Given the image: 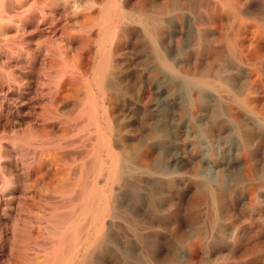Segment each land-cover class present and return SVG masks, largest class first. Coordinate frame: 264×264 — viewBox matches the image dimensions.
<instances>
[{"label":"rangeland","instance_id":"rangeland-1","mask_svg":"<svg viewBox=\"0 0 264 264\" xmlns=\"http://www.w3.org/2000/svg\"><path fill=\"white\" fill-rule=\"evenodd\" d=\"M97 3L0 0V264H264V54L152 74L133 47L99 87Z\"/></svg>","mask_w":264,"mask_h":264},{"label":"bare ground","instance_id":"bare-ground-1","mask_svg":"<svg viewBox=\"0 0 264 264\" xmlns=\"http://www.w3.org/2000/svg\"><path fill=\"white\" fill-rule=\"evenodd\" d=\"M84 1H86V3H88V5L89 4L99 5L97 3L98 0H84ZM112 1H114V0H112ZM257 1H261L263 3V6H261L263 8L260 9L259 12L254 11L253 7H252V4L256 3ZM78 3H76V5ZM79 4H78V7L80 6ZM46 6H47V4H46ZM83 8H84V12L82 13V21H81V23L79 22L78 24L80 26H82L85 30L83 31L82 35L78 36V40H79L78 42L80 43V48L84 49L85 55H87L86 56L87 59H86L85 64L84 63L81 64V65L84 64L83 65L84 69L82 67V70L85 71V68L87 69L88 67L91 66V64L89 65L90 52H93V51H91V46H93V43H95L94 44L95 45L94 54H95V56L98 57V61L95 64V66L93 65L92 68H94V71H92V72L95 75H97L96 82H97V85L99 87H101V85L103 84V75L107 72V70L110 67L109 64L111 62L107 59L108 53H112L114 56H120V55L124 56L128 51L133 50V47H134V49H136L134 51L138 52L139 54L144 53V55H141V56L146 57L149 54H154V55L160 57L159 63L153 64V63L145 62L144 64L141 65V68L143 69V71L148 72V73H152V74L159 72V71L164 72V71L172 69L174 67L175 68L181 67V68H184V69L191 71V72H194V73H196V72L200 73L201 71L208 69V64L204 65L205 63L201 61V59L205 58V57L217 58L222 54H232L235 56L239 55V57H242V56H257L258 57V56L264 54V45H263V43H264V0H116V3L114 5H112L110 7L105 6L102 9L97 8V9L89 10V9H87V7H83ZM80 9H81V7H80ZM94 20H96L97 28L95 31H92V30H89L88 28H91L92 22ZM68 23H69V20H68ZM71 24H72V22H71ZM79 25H78V27H79ZM74 26H76V25H74ZM82 27H80V28H82ZM68 29L69 30H67V31L69 32L72 28L68 27ZM65 30H66V28H65ZM77 31H79V30H77ZM133 34L136 35V38L133 42H131L129 38ZM69 35H66V36L69 37ZM93 36L96 37L95 40H94ZM133 38L134 37H132V39ZM171 45H174V49H172L173 47H171ZM59 48H60V46H59ZM66 49H67V47H66ZM66 49L64 47L61 50V52H60L61 57H62V55L63 56L66 55ZM71 50H73V49H71ZM130 54H128V55H130ZM181 55H186V56L190 57L192 59V62L188 63L187 61H185L184 66H180L177 63L178 61L176 60V58L178 56H181ZM77 56H78V54H77ZM92 56H93V53H92ZM74 58H75V56H74ZM62 59H63V57H62ZM65 59H67V58H65ZM70 60L71 59H69V60L67 59V62ZM79 60H78V62H79ZM83 60H81V61H83ZM91 61L92 60L90 59V62ZM138 61H139V59H138ZM155 61H156V59L154 60V62ZM171 61H175V62H173V64H172ZM74 62H76V61L74 60ZM115 62H113V60H112L113 65L115 64ZM79 63H81V62H79ZM134 63H135V60H134ZM67 65L71 69H77V68L80 69V67H81L80 64H71V63L69 64V62ZM122 67L123 66H121L120 69L123 70ZM82 70H80V73ZM84 71H83V73H84ZM83 73H82V75H84ZM119 73H121V72H119ZM156 74H155V76H156ZM72 76H70V77H72ZM105 76H106V74H105ZM127 76H128V74H127ZM155 76H154V78H155ZM159 77H161V75H159ZM201 77H203V76H201ZM75 78H76V76H75ZM75 78H74V80H75ZM162 78H164V77H162ZM78 82H79V80H78ZM120 82H122V81H120ZM90 84H92V82ZM120 85L124 86V83L123 84L120 83ZM147 85H149V84H146V86ZM79 86H77V88ZM66 87L69 88L70 86L69 87L66 86ZM72 87H73V85H72ZM96 88L97 87L95 86V89ZM97 90H99V89H97ZM152 91H154V90H152ZM161 91H163V89ZM146 93H148V92H146ZM152 93H155V91ZM171 93H172V91H171ZM164 96H166V95H164ZM65 97H64V100H65ZM152 97H153V95H152ZM143 98L145 99L146 96ZM146 99H148V98H146ZM156 99H158V98H156ZM59 100H60V98H59ZM175 100H177V99L175 98L173 100V102ZM170 101H171V99H170ZM147 102H148V100H147ZM166 104H168V103H166ZM147 107H149V106H147ZM126 109L128 110L127 107H126ZM141 110H143V109H141ZM148 111H150V110H148ZM130 112H131V110H130ZM142 112H144V111H142ZM159 113H160V111H159ZM145 114H146V112H145ZM152 123H154V122H152ZM184 142H185V140H184ZM153 148H155V147L153 146ZM209 148H210V146H209ZM151 149H152V147H151ZM174 161H176V160H174ZM151 174L152 173H150V175ZM156 175H157V172H156ZM114 176H113L114 180H117L116 175H114ZM146 176H149V175H146ZM112 200H110V201H112ZM114 201H118V200L115 199ZM104 224H105V222H104ZM106 227H108V226H106ZM142 230H143V228H142ZM100 234L96 236V238L94 240L95 242L92 243L90 241L92 243V244L89 243L90 246L88 248L90 251H91V249H93V246L96 245L97 241L101 239L100 237L102 234L101 235ZM107 238H108V236L106 237V239ZM142 240H144V239H142ZM243 242H244V240H243ZM145 245H146V243H145ZM90 251H88V252H90ZM126 252H127L126 254L131 256L130 252H128V251H126ZM95 257H97V254ZM146 260H148V258ZM142 264H143V262H142ZM144 264H145V262H144Z\"/></svg>","mask_w":264,"mask_h":264}]
</instances>
